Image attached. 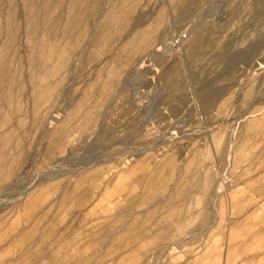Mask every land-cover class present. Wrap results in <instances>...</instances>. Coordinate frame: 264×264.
I'll use <instances>...</instances> for the list:
<instances>
[{"label": "rangeland", "instance_id": "374dc122", "mask_svg": "<svg viewBox=\"0 0 264 264\" xmlns=\"http://www.w3.org/2000/svg\"><path fill=\"white\" fill-rule=\"evenodd\" d=\"M0 264H264V0H0Z\"/></svg>", "mask_w": 264, "mask_h": 264}]
</instances>
